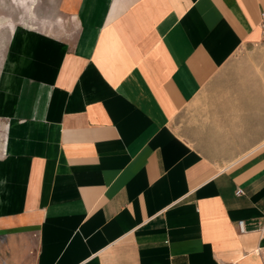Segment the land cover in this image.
<instances>
[{"label":"crops","instance_id":"crops-1","mask_svg":"<svg viewBox=\"0 0 264 264\" xmlns=\"http://www.w3.org/2000/svg\"><path fill=\"white\" fill-rule=\"evenodd\" d=\"M262 11L57 0L62 35L21 31L0 80L5 263L264 264V84L222 82L263 48Z\"/></svg>","mask_w":264,"mask_h":264},{"label":"rangeland","instance_id":"rangeland-1","mask_svg":"<svg viewBox=\"0 0 264 264\" xmlns=\"http://www.w3.org/2000/svg\"><path fill=\"white\" fill-rule=\"evenodd\" d=\"M56 3L57 0H0V80L7 67V53L21 31L31 29L52 36L63 34L68 21L55 22ZM224 74L222 82L228 84H264V46L255 52L239 51L225 65ZM2 95L0 92V100H3ZM5 144V123L0 120V155ZM5 262L4 254L0 253V264Z\"/></svg>","mask_w":264,"mask_h":264},{"label":"built area","instance_id":"built-area-1","mask_svg":"<svg viewBox=\"0 0 264 264\" xmlns=\"http://www.w3.org/2000/svg\"><path fill=\"white\" fill-rule=\"evenodd\" d=\"M258 26H259V30H260V34H261V38H262V40L264 41V11H262V12L260 13V18H259ZM242 193H243V192H242V190H240V189H238V190L236 191V194H242ZM237 225H238V229H239V231L242 232V231H243V221H242V220H241V221H238V222H237ZM260 229H261V230H264V222H263V224H262V226H261Z\"/></svg>","mask_w":264,"mask_h":264}]
</instances>
